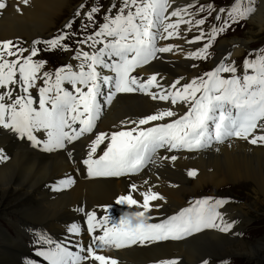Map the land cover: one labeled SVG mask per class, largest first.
I'll list each match as a JSON object with an SVG mask.
<instances>
[{
  "label": "snow or ice",
  "instance_id": "1",
  "mask_svg": "<svg viewBox=\"0 0 264 264\" xmlns=\"http://www.w3.org/2000/svg\"><path fill=\"white\" fill-rule=\"evenodd\" d=\"M27 6L29 0H22ZM173 0H120V6L114 16L112 4L104 16L99 30L84 35L77 40L78 45L87 44L92 51L77 49L74 59L80 60L79 71H73L72 65L58 68L55 73H43L40 69L46 61H34L39 49L36 45L46 44V50L69 51L65 40L77 35L70 31L74 20L64 25L67 31L48 41H33L31 49L20 48L13 41H0V128L16 133L21 139L27 138L34 147L44 151L66 149L67 145L93 133L96 121L100 117L104 104H110L117 93L140 92L152 100L170 102L172 106L183 105L187 108L178 115L171 107L158 110L134 121H122V128L110 133H96L95 138L86 145V166L90 176L121 177L136 175L157 159L176 161L178 157H159V150L195 151L210 147L213 142L223 143L229 138H240L256 145L264 144V50L255 59L243 61V75H238L235 63H228V57L222 59L216 67L191 82L181 84L183 78L173 81L165 88L157 79L158 74L146 80L132 75L155 59L158 54L173 52L178 46L168 44L158 46L160 40L180 38V25L194 27L204 25L206 18L185 20L192 15L187 7L172 8ZM254 0H248V7L241 10V0H235L226 15L229 19L219 25H213L210 33L200 29V34L186 43L194 44L206 40L203 47L188 53L187 58L205 60L209 57V48L217 36L225 32L233 23L246 19L255 10ZM5 4L0 2V9ZM85 5L77 9L75 16L86 20L81 24V32L87 33L95 24V16L101 11L94 5L83 12ZM17 11H20L17 8ZM198 12L216 11L213 5L200 6ZM221 8L216 20H221ZM176 17L175 21L171 18ZM191 31V28H189ZM25 52L29 55L24 56ZM14 57V59H13ZM195 66V65H194ZM99 69H109L115 75H102ZM253 74H249V70ZM222 73L231 74L228 78ZM53 76L55 79L53 80ZM43 85L38 88V100L34 99L30 89L37 87V80ZM64 82L71 85L72 91L62 87ZM109 86L105 99L102 91ZM158 91H152V89ZM17 94L14 96L13 91ZM22 93V94H21ZM51 94V95H50ZM38 104V107H33ZM166 123H153L173 118ZM150 125L147 127H142ZM44 131L47 139L41 141L35 133ZM259 131L260 134H257ZM103 154L97 158L98 148L105 144ZM69 158L72 153L68 152ZM0 153V159H4ZM190 177L197 175L189 170ZM71 178L62 181L54 190L68 186ZM144 180L143 184L148 185ZM136 183L130 185V191L116 198L115 203L138 210L124 212L118 222L112 221L109 214L99 215L96 210L85 211L86 230L90 236L87 246L78 245V251H70L66 246L55 244L47 250L41 249L38 256L44 257L48 264H119L116 258L98 254L101 250L122 249L132 245L151 244L167 240H179L204 229L215 228L227 232L233 223L226 221L218 211L227 201L211 197L196 200L177 214L152 222L157 218L150 215L155 207L154 201L165 198L153 191L154 186L140 191ZM139 192L142 200L134 198ZM111 206L101 208L109 213ZM133 220L136 223H133ZM68 231L73 235L81 234V227L73 224ZM38 243L52 245L53 241L39 235ZM158 264H178L176 260H162ZM204 264H208L204 261Z\"/></svg>",
  "mask_w": 264,
  "mask_h": 264
},
{
  "label": "bare ground",
  "instance_id": "2",
  "mask_svg": "<svg viewBox=\"0 0 264 264\" xmlns=\"http://www.w3.org/2000/svg\"><path fill=\"white\" fill-rule=\"evenodd\" d=\"M74 1L29 0L26 6L22 0H8V8L6 11L4 10V14L0 13V41H9L11 39L26 41V39H29L30 44H27L28 46L25 49L30 50L33 41H46L47 34L51 33L50 31L57 24V21L63 18L70 7H73L72 3ZM184 1L173 0L172 8L169 11L179 7L178 3ZM259 2L264 4V0H259ZM185 6H188V4H185ZM17 8L20 11H17ZM256 15H258V19H256ZM187 17L188 15L185 16V19ZM72 19L73 17L68 19L65 24ZM251 19V21L262 25L264 10L260 9ZM1 29L8 31L9 34L1 33ZM182 30L180 28V38H172L168 40V43L164 40L160 42L159 46L168 44L178 46L171 54L160 53L158 59L147 66L138 68L132 75H138L146 80L149 76L158 74L157 79L165 88L173 81L184 76L185 78L181 80V84L188 83L190 80L186 79H190V77L192 78L197 74L200 70L197 64H201L202 61L187 58L189 50L194 52L196 49H191L189 48L191 47L188 45L189 43L186 44V40L189 39L188 34L183 33ZM194 30L196 31L197 28L194 27ZM245 43L247 42L244 41L242 43L238 39L232 40L230 44L222 43L219 47L220 54L215 62L216 57L214 58L211 65L215 67L225 57H228L227 61L229 63L232 62L231 59L243 53L242 47L246 45ZM186 45H188L187 48L189 50L184 49ZM77 49L92 51L87 44L77 45L73 51L76 53ZM223 54L225 55L223 56ZM27 55H29V52L24 53V56ZM71 59L72 56H68L57 69L65 65H72L73 71H79L78 66L81 62L79 64L72 63ZM47 65L49 67H42L38 75L42 76L45 72L55 73V70L49 64ZM99 70L102 75L114 76V73L109 69ZM54 79L55 77L53 76ZM42 81V79H38L36 82L37 87L30 89L33 98L36 100H38V88L42 87L40 86ZM62 87L72 91L71 85L67 82H64ZM109 90V86L102 88L105 96L100 97L101 101L105 99ZM152 91H158V89L154 88ZM13 93V95H16L17 91L14 90ZM33 107H38V104H34ZM169 107L176 111L178 115H182L187 111V108L183 105L172 106L167 101L152 100L150 96L140 92L117 93L110 104L103 105L93 133L88 134L78 142L67 145L66 149L53 151H44L42 147H34L27 138L21 139L16 133L0 128V153L5 157L0 159V209H5V212L1 215H4L5 218L8 216L9 220H11L9 215L11 212L12 214L21 215V217L15 215L19 219L15 220L16 218H12L11 223L15 225L16 234L23 230V232L21 231L22 234L15 238L9 232L5 234L0 226V244H4L0 251V264H48L44 257H41L44 260L43 263L35 257L34 253L29 251L25 242V237L28 236L27 230H35L38 227L45 228L46 224L53 228L49 230L54 232L52 240L57 241L55 244L66 246L73 252L79 250L78 245L80 244L87 246L90 236L86 230V216L80 209L83 208L85 211L96 210L98 216L109 214L112 221L118 222L123 213L128 212L127 210H138L134 207L128 208L115 203L118 196L130 191L132 183L140 186V191L147 190L149 186H154L153 191L165 198L163 201L152 202L154 205H160L159 209L154 207L150 213V215L157 218L152 222H159L188 207L198 195L202 194L200 193L201 189L208 185L214 188H221L226 184H231L237 190L251 192V197H255L257 200L262 198L264 200V144L253 145L240 138H229L223 143L213 142L210 147L195 151L167 152L161 149L158 153L159 157L176 155L178 159L174 162L170 159H157L155 164H149L141 173L136 175L108 177L90 176L88 174L86 166L82 164V160L86 158V145L95 138L96 133H110L121 130L122 121L138 120ZM175 118L177 117L165 118L164 121L153 123H166ZM147 126L150 125L142 127ZM257 134H260L259 131H257ZM35 135L41 141L47 139L44 131L35 133ZM106 143L107 141L98 148L97 158L103 154ZM68 152L72 153L71 158H69ZM37 153L44 155V157H39ZM220 160H223V166L220 164ZM189 170H195L197 175L190 177L187 174ZM68 177L71 178L68 186L62 187L61 190H54L56 186L61 185L62 181ZM144 180L149 182L148 185L143 184ZM231 193V191H226L227 195L220 194L227 203L219 211L224 219L230 223L233 220L234 211H238L236 213L238 217L244 218L246 216L244 210L247 208L231 204L230 200L234 199V197L228 196ZM134 198L142 200L139 192L134 194ZM11 203H13L12 206L9 205ZM105 206H111L109 213L101 212V208ZM61 220L66 221L61 222ZM73 224L81 227L79 236L73 235L68 231ZM226 236H229V233ZM226 236L205 231L197 237L190 238V236H186L179 239V241H185L178 243L173 240H167L168 242L160 245H158V242L144 244V248L136 247L140 245L137 244L119 250L112 248L101 250L98 254L116 258L119 264H140L136 261L134 262V260H138V262L143 264L147 262L156 264L157 258L175 254L183 258L181 260L183 264H192L197 258L185 257L181 248L188 243H195L196 247L205 250V252L209 250L212 252L211 248L214 244L223 246L231 240ZM160 242L162 243L163 241ZM55 244L43 249L47 250L50 247H54ZM247 245V243L241 241L235 246H227L224 253L228 255L244 251L246 255H250ZM256 249H261L260 245H257ZM150 251L158 252L156 260L149 261L143 258ZM133 254H136L138 258L134 260L127 259V257L132 258L130 256ZM251 255L262 256L260 252Z\"/></svg>",
  "mask_w": 264,
  "mask_h": 264
},
{
  "label": "rangeland",
  "instance_id": "3",
  "mask_svg": "<svg viewBox=\"0 0 264 264\" xmlns=\"http://www.w3.org/2000/svg\"><path fill=\"white\" fill-rule=\"evenodd\" d=\"M174 1H177V0H174ZM0 2H3L5 4V7L3 9H0V13L4 14L6 9L8 8V3H7L8 0H0ZM73 3H72L73 7H70L69 11L66 12V14L63 16V18H61L60 20L57 21V24H55L52 27L53 29H51V31H50L51 33L47 34L46 41L53 39L54 37L59 35L62 31H67L64 28V25H65V22L68 19H70L71 17H73L72 20H74L75 22L73 24V28L70 31L76 32L77 35L74 36L72 39L65 40L63 42L69 46V48H70L69 51H61L59 49L49 51V50H46L47 46L44 43H40V44L36 45V47L39 49V51H38L37 56L34 57L33 60L34 61H46L43 68L49 67L47 65V64H49L51 66V68L56 71L57 67H59L67 59L68 56H72V59H71L72 63L75 62L76 64L77 63L79 64L81 61H77V60L75 61V59L73 58L76 54L73 51V49H76V47L78 45L76 43V41L83 39L84 35H86V34H91L94 31L99 30V25L104 22V16L106 14H109L108 9L110 8V6L112 4L117 5V8L113 9V11L111 13L112 16H114L116 14V12L120 6V0H75ZM234 3H235V0H185L184 2H181V3L179 2L178 3L179 7H187V6H185V4L194 5V7L189 8V12L192 13V15H188L187 19H185V20H191V19H193V17L195 19L206 18L205 24L201 25L199 27H196L197 28L196 31L194 30V26H191V25L188 26L187 24H186V26H184L185 24H181L180 28L183 29L182 32L185 33L186 35L188 34V38H189L188 40H190V36L192 34H193L192 39L195 36L199 35L200 29H202L205 33H210L213 25L219 26L223 22V20L229 19L226 15V12L231 6H233ZM82 4L85 5V8L82 10V15H83L84 11H87L88 9H90V7H92L94 5L100 6V8H101V11L98 14H96V16H95V24H93L88 29L87 33L80 31L81 24L86 23L87 21L82 19L81 17L75 16L77 9H79ZM209 4L213 5L214 8L216 9V11H213L211 13V15H209L208 11H204V12H198L197 11V9H199L200 6L203 5V6L207 7V5H209ZM247 7H248V0H241V4H240L241 10H243L244 8H247ZM252 7H254L255 10L250 14V16H248L246 19L239 20V22H237V23H233L230 28H228L225 32H223L217 36V38L213 42L212 47L209 48V50H208L209 57L205 60L198 59V60L202 61L201 64H197L200 67V70L197 72V74H195V76H193L192 78L190 77V79L187 78L186 80H190L189 82H191V80L193 78L199 77V76L203 75L204 73L212 70L213 66L211 65V63L215 57L216 58H215L214 62L218 58V55L220 54L219 47L222 43H229L230 44L232 42V40H235V39L242 41V43L244 41L247 42V43H245L246 45L242 47L243 53L240 56L237 55V57H234L233 59H231L232 62L235 63V66L237 68L243 65V61L246 58L247 59H255L256 56L258 54H260L261 50H264V21H263L262 25L256 23L255 21H251L252 20L251 18L254 14L259 12L260 9L264 10V4L259 2V0H254ZM221 8L225 9V13H220L221 20H216L215 17L218 14L219 9H221ZM257 16L258 15L255 16L256 19H258ZM175 19H177V18L176 17L172 18V20H175ZM261 26H262V28H261ZM189 28H191V31H189ZM1 33H4L5 35L9 34L8 31H6V30L3 31V29H1ZM10 34H11V32H10ZM10 41H13L14 44L18 45L20 48H25L26 46H28L30 44L29 39H26V41L11 39ZM205 42H206V40H202V41H199L197 43L188 44V45L191 46L189 48H191V49L195 48L197 50V49L203 47V44ZM188 45H186L184 49L189 50L187 48ZM217 47H218V49H217ZM189 53H190V50H189ZM224 55L225 54H223V56ZM232 62H230V63H232ZM228 63H229V61H228ZM221 75L226 76L229 74L228 73H222ZM184 78H185V76L183 77V79ZM40 86H43V81L40 84ZM2 148H4V147H2ZM39 157H44V155H39ZM45 157H47V156H45ZM220 164L223 166V160H220ZM226 191H231L232 192L231 195H228V196L234 197V199L232 201L230 200V203L232 202L231 204H236V205H241V206L247 207L244 210L246 212V216L244 218H242L241 216L238 217L237 216L238 214L236 215V213H238V211H234V214L232 215L233 220L231 222V223H233V227L230 229L229 232L228 231L222 232V231H218L215 228H210V229L202 230L201 232H199V234L194 233V234L190 235V238L191 237L193 238L195 236L197 237L202 232L209 231L212 233H219L221 235L223 234L224 236L228 235V233H229V236H226V237H228L231 240L226 242L223 246L218 245V244H214L211 248L212 252H210V250L208 252H205V250L196 247L195 243H188L186 246L181 248L182 253L184 254L185 257H188V258L196 257L197 258V260L194 261L192 264H204V261H207L208 264H264V200H263V198L257 200L255 197H251L252 196L251 192H248V191L243 192V190L235 189L234 187H232L231 184H226L225 186H223L221 188H214L211 185H208V186L202 188L201 192H200L202 194L198 195V197L195 199V201L201 200L204 198H208V197L218 199V200H225L220 194L227 195ZM220 192H222V193H220ZM223 192H225V193L223 194ZM192 203L190 205H192ZM9 205L12 206L13 203H11ZM220 209H221V207L218 209V211ZM127 211L131 212L133 210H127ZM3 212H5V209H2V210L0 209V226L3 228V229L2 228L1 229L4 230L3 232L5 234H7V232H9L10 235L15 236V238H18L19 237L18 235L22 234L23 230H21L22 232L19 231L18 234H16L15 225L13 223H11V220H12V218H16L15 215H17L19 217H21V215L12 214V212H11V213H9L11 220H9L10 218L8 216H6L7 218H5L4 215H1ZM17 218L15 220L19 219V218L18 219ZM63 221H66V220H61V222H63ZM49 229H53V228H51L48 224H46L45 228L44 227H38L35 230H27L26 231L28 236L25 237V242L28 245V249L30 252L37 254L38 250L40 249L41 243L37 242L39 235L42 234L51 240L54 232L50 231ZM231 234H233V235H231ZM186 240H188V239H186ZM173 241L178 243V242L185 241V240H180V241L179 240L178 241L173 240ZM241 241H244L245 243L248 244L247 248L249 249L250 255H248V254L246 255L244 253V251H241V252L236 253V254L225 255L224 251H225L227 246H235V245L239 244ZM166 242H168V241H163L162 243L158 242L159 243L158 245L166 243ZM257 245H260L261 249L257 250L256 249ZM3 246H4V244H0V248ZM136 247L144 248V246H136ZM152 247H154V246H152ZM1 250H2V248L0 249V251ZM139 250H144V249H139ZM139 250H137V251H139ZM152 251H150V253L147 254L146 257H143V258L145 260L148 259L149 261L156 260L155 258L157 257L158 252L157 251L152 252ZM259 252L262 254V256L261 255L260 256L259 255L258 256L251 255V254L259 253ZM130 257H132V258L127 257V259H133L134 260V259L138 258V256L136 254H133ZM201 258H203V259H201ZM168 259L169 260H176V261L178 260V264H183L181 262V260H183V258L180 256L178 257V255H175V254L170 255V256L161 257L159 259L157 258L156 264H158L159 261L168 260ZM135 261L137 263L143 264L141 262H138V260H134V262ZM195 262H197V263H195ZM152 263H154V262H147L144 264H152Z\"/></svg>",
  "mask_w": 264,
  "mask_h": 264
},
{
  "label": "clouds",
  "instance_id": "4",
  "mask_svg": "<svg viewBox=\"0 0 264 264\" xmlns=\"http://www.w3.org/2000/svg\"><path fill=\"white\" fill-rule=\"evenodd\" d=\"M133 223H136V221H135V220H133Z\"/></svg>",
  "mask_w": 264,
  "mask_h": 264
}]
</instances>
